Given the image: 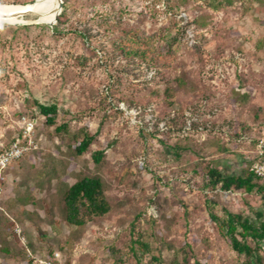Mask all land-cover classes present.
Returning <instances> with one entry per match:
<instances>
[{
	"label": "rangeland",
	"instance_id": "1",
	"mask_svg": "<svg viewBox=\"0 0 264 264\" xmlns=\"http://www.w3.org/2000/svg\"><path fill=\"white\" fill-rule=\"evenodd\" d=\"M62 1L51 23L0 20V148L23 116L37 145L5 171L0 264L55 251L65 264H264L263 239L239 254L210 215L259 224L264 197L206 175L244 173L264 138V0ZM36 101L57 106L55 124ZM81 127L95 137L77 154ZM83 175L111 208L77 226L63 191Z\"/></svg>",
	"mask_w": 264,
	"mask_h": 264
},
{
	"label": "trees",
	"instance_id": "2",
	"mask_svg": "<svg viewBox=\"0 0 264 264\" xmlns=\"http://www.w3.org/2000/svg\"><path fill=\"white\" fill-rule=\"evenodd\" d=\"M5 1L7 0H0V3H7ZM31 1L32 0H13L12 3H28ZM56 22V25L60 22L58 17ZM128 54L131 57L137 56L143 61L150 59V57H146V52L139 49L128 51ZM36 105L41 115L45 116L46 124H55L57 106L55 104H42L37 101ZM55 129L57 132H61L67 129V124L57 125ZM21 133L22 132L19 131L11 141L20 137ZM74 136L76 137V144L73 150L77 154H82L87 151L95 137L94 134L88 132L83 127L79 128ZM8 145L0 148V151L4 150ZM103 157V149L94 150L92 153V159L96 164H99ZM255 160L256 156L254 161ZM206 175L208 177L207 184L212 188L219 186L223 190L241 189L247 193L256 191L264 197V181H260L259 178L254 175L251 167L244 173L239 174H227L222 170L212 167L207 169ZM63 205L65 208L66 221L77 226L83 225L91 217L107 214L111 208L106 200L101 178L93 175H83L77 178L73 184L67 186L63 191ZM210 215L219 222L225 235L229 237L231 246L239 254L253 256V248L246 242V238L250 237L254 241L264 240V222L257 224L243 217L241 214L231 211H227L224 217L215 216L213 212H210ZM238 236H240L241 239ZM53 253L43 258V260H54Z\"/></svg>",
	"mask_w": 264,
	"mask_h": 264
},
{
	"label": "built area",
	"instance_id": "3",
	"mask_svg": "<svg viewBox=\"0 0 264 264\" xmlns=\"http://www.w3.org/2000/svg\"><path fill=\"white\" fill-rule=\"evenodd\" d=\"M190 38L194 42V37ZM22 122L23 129L21 131V136L11 141L4 150L0 151V195L3 192L6 169L33 148L37 147L34 140V127L36 121L23 116ZM251 170L260 181H264V138H260L256 143V160L253 162ZM15 230L20 232L18 228H15ZM53 256L54 260L52 261H46L41 258H35V261L40 264H64L60 258L59 252L55 251Z\"/></svg>",
	"mask_w": 264,
	"mask_h": 264
},
{
	"label": "bare ground",
	"instance_id": "4",
	"mask_svg": "<svg viewBox=\"0 0 264 264\" xmlns=\"http://www.w3.org/2000/svg\"><path fill=\"white\" fill-rule=\"evenodd\" d=\"M32 2V1H31ZM30 3V2H28ZM59 0H43L41 3L34 5L32 13L35 15V19H39V23H51L55 17L58 14V11L56 12L55 9L58 6ZM11 4V5H2L0 4V12L4 14L7 17H0L1 21H5L8 23H37L33 20H27L24 18L25 14H21V16L15 15V13H19L21 9H24L25 7H29V4ZM23 5V6H22ZM27 17V16H26Z\"/></svg>",
	"mask_w": 264,
	"mask_h": 264
},
{
	"label": "water",
	"instance_id": "5",
	"mask_svg": "<svg viewBox=\"0 0 264 264\" xmlns=\"http://www.w3.org/2000/svg\"><path fill=\"white\" fill-rule=\"evenodd\" d=\"M43 0H33L32 2H30V3H27V4H29L30 6L29 7H25L24 9H21V11L17 14V15H19L20 13H22V14H25V13H29V12H32V10H33V6L34 5H37V4H39V3H41ZM26 4V5H27ZM62 4H63V1L62 0H59V3H58V6L56 7V9H55V11L57 12L58 11V13H60V11H61V9H62ZM23 6V5H22ZM0 17H7V16H5L4 14H2L1 12H0ZM57 20V19H56ZM33 21H35V22H37V23H39L40 22V20L39 19H34Z\"/></svg>",
	"mask_w": 264,
	"mask_h": 264
}]
</instances>
